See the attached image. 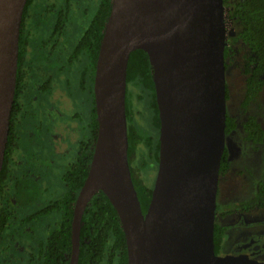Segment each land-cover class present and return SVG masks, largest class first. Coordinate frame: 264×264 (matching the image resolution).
Here are the masks:
<instances>
[{"label": "water", "instance_id": "1", "mask_svg": "<svg viewBox=\"0 0 264 264\" xmlns=\"http://www.w3.org/2000/svg\"><path fill=\"white\" fill-rule=\"evenodd\" d=\"M27 0H0V173ZM225 8L222 0H111L96 59L97 132L72 213L67 264H78L82 217L102 192L115 210L127 264H264L218 256L214 224L225 149ZM147 55L158 111V164L145 213L128 161L129 56Z\"/></svg>", "mask_w": 264, "mask_h": 264}, {"label": "flooded vegetation", "instance_id": "2", "mask_svg": "<svg viewBox=\"0 0 264 264\" xmlns=\"http://www.w3.org/2000/svg\"><path fill=\"white\" fill-rule=\"evenodd\" d=\"M84 1L31 0L27 10L24 8L10 116L12 131L11 135L10 130L8 133L0 173V264H40L48 233L60 221L59 218L53 224L43 223L41 220L51 213L41 212L62 195V176V191L57 198L40 205L45 185L37 187L35 179L42 176L31 174L30 165H24L28 158L51 163L42 156L50 145L52 155L67 160V169L80 153L81 141L90 143L99 46L93 64L91 43L78 41L86 34L99 0L93 4ZM40 3L42 8L37 7ZM131 125L127 120L128 133ZM21 145H27L30 154L21 152ZM137 146L128 147L133 179L142 170L139 159L136 161ZM25 156L23 164L20 160ZM257 236L250 245H244L248 254L241 255L260 262L264 261V236Z\"/></svg>", "mask_w": 264, "mask_h": 264}, {"label": "trees", "instance_id": "3", "mask_svg": "<svg viewBox=\"0 0 264 264\" xmlns=\"http://www.w3.org/2000/svg\"><path fill=\"white\" fill-rule=\"evenodd\" d=\"M222 1L226 12V20L235 31L234 36L226 38L228 46L224 48L225 69L227 68L226 61L234 55L230 44L240 42L248 49L247 54L242 58L240 68V72L244 77V95L240 107L246 111L248 105L254 101L264 87V0ZM30 2L31 0H27L26 10ZM110 3L111 0L98 1V4L94 7L93 19L86 29V34L78 41L80 43L88 40L91 43L90 55L93 64L101 41L104 24L109 15ZM82 46H85V44L83 43ZM227 99L226 89V101ZM132 101L140 104V107L144 109V112L138 111L137 115L140 118L145 115V120L152 131L151 135L143 139L146 154L140 155L139 163L142 171L144 168L146 172L150 170L155 173L158 164V111L155 103L151 68L147 55L140 50L130 54L127 65L126 109L130 118H127L128 123H132V130L128 133L129 148L131 146L136 147L142 141L140 132L137 130L138 126L131 119ZM92 114L88 139L90 143L84 140L81 141L82 149L80 153L62 175V184L65 185L62 195L56 201L50 203L46 211L41 212V214L57 212L60 215V221L48 233L44 243V257L40 264L68 263L71 250L70 231L73 206L86 177L96 137L97 122L93 106ZM235 129L236 119L226 115L225 135L228 136ZM9 130L11 135V121ZM242 131L245 141L254 146L260 145L264 140V132L253 116H248L244 120ZM147 161L151 167L144 166ZM228 164V150L225 148L219 169V177L228 171ZM132 180L142 212L145 213L150 201L153 183L147 184L133 178ZM261 209H264V180L256 184L255 195L252 199L247 203L239 204L236 209L225 214L234 213L235 211L248 213ZM225 214H222V216ZM225 232L226 227L215 221L213 240L216 254L220 249ZM78 264H127L125 238L120 222L115 210L102 192L97 193L90 200L84 211L80 228Z\"/></svg>", "mask_w": 264, "mask_h": 264}, {"label": "rangeland", "instance_id": "4", "mask_svg": "<svg viewBox=\"0 0 264 264\" xmlns=\"http://www.w3.org/2000/svg\"><path fill=\"white\" fill-rule=\"evenodd\" d=\"M95 1L97 0H85L84 2L93 4ZM37 7L42 8L43 4L40 3ZM231 29L232 31L227 26L226 38L228 36H234V28L231 27ZM227 46L228 44H226L225 41V47ZM230 48H232L234 55L231 59L226 61L227 68L225 70V79L228 95L226 111L228 116L236 119V129L228 135L226 140L229 161L228 171L220 176L218 181L216 198L217 213L215 221L226 227L223 241L216 254L218 256H238L242 253L248 254L244 245H250L252 240H257V235L264 236V209L254 210L248 213L235 211L234 213L225 214L230 210L236 209L239 204L247 203L252 199L255 195L256 184L264 180V140L260 145L254 146L245 141L242 131V123L244 120L248 116H253L264 132V87L254 101L248 105L246 111L242 110L240 104L244 95V77L240 72V68L242 58L247 54L248 49L240 42H233L230 44ZM132 102V108L130 110L131 119L134 124H137V130H139L142 140L137 146L138 151L136 150L137 161V158L140 159L141 154H146V147L144 146L143 139L151 135L152 131L145 120V115L142 118L137 115L138 111L141 110L144 112V109L135 101ZM69 141L72 140L70 139ZM21 146V152L27 155L30 154L27 145ZM50 148V145H47L42 156L50 159L51 163L47 160L36 161L28 158L29 160L24 164L27 160V156L20 160L25 166L30 165L32 169L31 174L33 176H42L41 178L35 179L37 187L45 185L44 193L42 191L43 198L39 200L40 205L45 204V201L57 198L60 191H62L60 178L66 171L67 160L57 158L54 154L52 155ZM17 157L20 158L19 156ZM146 165H148V161L144 164V166ZM148 167H151L150 163ZM154 177V171L149 170L146 172L144 168L143 171L141 170L137 173V180L147 184H150V182L153 183ZM222 214L225 215L222 216ZM59 218L60 215L55 212L51 213L48 217L46 216L41 221L43 223L53 224L57 222Z\"/></svg>", "mask_w": 264, "mask_h": 264}, {"label": "built area", "instance_id": "5", "mask_svg": "<svg viewBox=\"0 0 264 264\" xmlns=\"http://www.w3.org/2000/svg\"><path fill=\"white\" fill-rule=\"evenodd\" d=\"M225 25H226V30H227V26H228V28L232 31V29H231V25H230V23L226 20V18H225Z\"/></svg>", "mask_w": 264, "mask_h": 264}]
</instances>
